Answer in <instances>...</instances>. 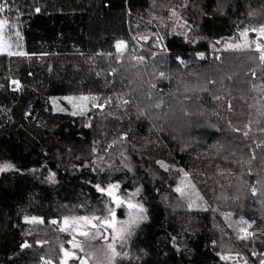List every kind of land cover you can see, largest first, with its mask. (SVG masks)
<instances>
[{"label": "trees", "instance_id": "trees-1", "mask_svg": "<svg viewBox=\"0 0 264 264\" xmlns=\"http://www.w3.org/2000/svg\"><path fill=\"white\" fill-rule=\"evenodd\" d=\"M8 5L0 16L18 26L29 55H0V164L13 166L0 172V264H42L41 257L58 264L69 237L51 221L101 215L107 197L95 199V185L113 183L121 195L140 189L147 210L120 249L128 257L116 264H235L220 257L237 254L260 264L251 258L252 237L241 238L243 213L239 223L232 209L218 208L231 199L229 178L256 188L247 209L264 220V66L254 52L224 50L244 28L264 25V0ZM178 18L188 22V37L171 29ZM119 41L128 45L122 57ZM80 95L96 97L103 109L86 116L54 109L52 98ZM224 102L233 109L222 113ZM185 171L213 210L191 211L176 193ZM32 217L43 223L26 222ZM25 242L32 247L23 249Z\"/></svg>", "mask_w": 264, "mask_h": 264}, {"label": "snow or ice", "instance_id": "snow-or-ice-1", "mask_svg": "<svg viewBox=\"0 0 264 264\" xmlns=\"http://www.w3.org/2000/svg\"><path fill=\"white\" fill-rule=\"evenodd\" d=\"M12 9L8 5V0H0V14L7 13ZM36 13L40 12V8L34 9ZM8 27L7 36L5 35L4 29ZM254 33L255 39L249 40V34ZM22 39L21 33L18 30V26L11 22V18H4L0 16V55L7 56H28L29 54L23 51L20 40ZM143 40L147 41L149 37H142ZM239 42L227 43L225 46V51H250L258 55H254L251 58L253 61H258L262 66H264V25L259 27H253L251 29L244 28L239 32L238 37ZM219 43V41H217ZM116 54L118 57H122L127 48V44L124 41H119L114 45ZM108 55H111L109 53ZM199 59H205L203 54L198 56ZM143 61V57L138 58ZM220 59V57H217ZM180 63L184 61L177 57ZM119 62V60H118ZM161 76L164 73L160 74ZM255 77V72L252 73ZM11 85L13 90L17 91L20 88V82L17 80H12ZM68 103L72 104L74 109L82 111L88 102H91L92 107L103 109L104 105L97 103L96 97L81 96L78 99L68 97L66 98ZM127 101H125L126 103ZM55 104V101H53ZM61 111L63 109H60ZM72 115H77V111H73ZM236 131H240L236 129ZM247 132L244 135L247 136ZM124 137H122L123 139ZM13 166L10 163L0 164V172L6 171ZM53 177H49L52 179ZM119 183L109 184L107 186L95 185L96 191L102 196L107 197L104 201L105 211L101 215H84V216H65L61 221L52 220V224L60 225L59 231L67 232L71 239L67 242L68 247L66 248L63 244L60 246V258L58 264H70L71 261H77L78 264H116L118 259H123L128 257V252L120 251L127 244L128 239L134 234V230L139 224L147 219L146 209L143 204L139 201H135V197L139 194L140 189H136L134 193L130 195H121L119 193L120 189ZM177 192L183 194L182 188H177ZM252 195H257V190L255 187L252 188ZM195 201L189 204V208H192ZM126 209L127 218L120 220L117 217V210L120 208ZM28 223H43V219H37L32 217L30 220L25 218ZM250 226V225H249ZM240 232L244 233L241 238L251 235L245 228H241ZM78 237H83L84 240L78 239ZM96 239H101L102 244L99 248L92 250L90 246H87L85 241H94ZM41 246L45 242H39ZM23 249H28L32 247L29 243L25 242L21 246ZM82 253L83 255H79ZM239 256V254H237ZM221 260L228 261L233 259L231 255H222ZM42 264H53L51 259H45L41 257ZM247 264V261H245ZM261 264H264V260H261Z\"/></svg>", "mask_w": 264, "mask_h": 264}, {"label": "rangeland", "instance_id": "rangeland-1", "mask_svg": "<svg viewBox=\"0 0 264 264\" xmlns=\"http://www.w3.org/2000/svg\"><path fill=\"white\" fill-rule=\"evenodd\" d=\"M188 3L189 2H185L184 1V3H182V7L181 8L183 10H185V7L188 6ZM174 13H175L176 16H178V14L180 12L175 11ZM4 18H7V17H4ZM178 19H180V18H178ZM138 25H140L139 22H138ZM171 29H174L175 33H178L179 35H182L183 37H188L189 34H190V30H191L190 26L188 25V22L187 21L184 22L181 19L178 20V21L175 20L173 26L171 25ZM7 30H8V27L6 26L5 29H4V32H5L6 36H7V33H8ZM127 48H128V45H127ZM126 49H125V52H126ZM81 96H88V95H80V96H75V97H72V98L78 99ZM89 97H91V96H89ZM66 98H68V97H65V98H52V103H53V101H55V104L53 103V105H54V109L56 110V112L72 115L73 111H77V115H73V116H86L93 109L91 102H88L87 106L82 111H80L78 109H74L72 104L68 103ZM222 104H223V105H221L222 113L225 110L230 111V110L233 109L232 104L229 103V102L228 103L224 102ZM224 104H225V106H224ZM60 109H63V110L61 111ZM235 115L239 118L238 112H236ZM253 118H254L253 113L250 112V113L246 114V120H250L252 122ZM122 137H124V136H122ZM122 137H121V140H125L126 139L125 137L122 139ZM158 161H159L158 162L159 165H161V166L165 165L164 161H160V160H158ZM193 178H194L193 175H191V174H189V173H187L185 171L184 172V180L177 187V188H182L183 189V194H181V193H179L177 191H176V193L179 196H181V198L184 199V202H186L188 205L190 203H192V201H195V204L193 205V207L190 208L191 211L213 210V208L210 206V204L207 202V200H205V196L203 195V193L199 190V188H197V185L194 182H192L194 180ZM223 184H224V187L231 193V197H230L231 199H230L229 203L227 204V206L225 208L219 207L218 209L219 210H223L225 212V214L227 213L228 209H232L234 211L235 217H236V219L238 220L239 223H240V221H239V219L237 217L240 216L239 213H241V212L243 213L245 218L241 221L242 222V226L241 227L245 228L248 233H251V235L246 236V237L247 238L252 237V241H253L252 244H253V247L256 249V251L254 250L253 255L251 256V258L254 259L255 261L258 260L259 263L261 264V260H264V242L262 241V239H260V237H258V238H253V237H255L256 233H261V235L264 236V231H263L264 230V220L260 221L256 212H253L252 210H248L247 209V207H249L248 203L252 202V200L249 197V194L252 193V188L253 187L244 188V187L238 186L235 183L230 184V179L229 178H226L223 181ZM0 190H1V187H0ZM243 193H245L244 194L246 196L245 199L249 200V202L243 200V198L241 196V194H243ZM94 197H95V199H98V200H104L105 199V197L102 196L97 191L95 192ZM1 201H2V195L0 194V203H1ZM135 201H139L137 199V197H135ZM237 203H245V210H242V208L239 207V206L236 207L235 205ZM144 208H145V206H144ZM214 210H216V209H214ZM120 213H122V214H120ZM146 215H147V211H146ZM117 217L120 220L126 219L127 218L126 209L121 210L119 213H117ZM249 217L252 218L253 220H250ZM142 222L139 224V226L142 224ZM259 222L261 223V225L259 224ZM138 227H136L135 230ZM135 230H134V233H135ZM65 233L68 235L69 240H70L71 237L69 236V234L67 232H65ZM243 235H244V233H242V236ZM130 238L128 239L127 244L129 242ZM78 239L84 240L83 237H78ZM85 243H86L87 246H90L92 250H95L96 248H99L101 246L102 240L101 239H96L94 241H85ZM256 243H263V244L261 246L256 247V245H257ZM118 250H120V249H118ZM78 254L79 255H83L82 253H78ZM259 255H261V256H259ZM232 257H233V259L230 260L231 262H233L235 264H245V261L243 259H241V257H239L237 255H233ZM70 264H78V262L77 261H71ZM90 264H93V262L90 261ZM247 264H252V263L249 261V262H247ZM254 264H257V263H254Z\"/></svg>", "mask_w": 264, "mask_h": 264}]
</instances>
